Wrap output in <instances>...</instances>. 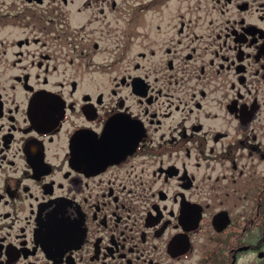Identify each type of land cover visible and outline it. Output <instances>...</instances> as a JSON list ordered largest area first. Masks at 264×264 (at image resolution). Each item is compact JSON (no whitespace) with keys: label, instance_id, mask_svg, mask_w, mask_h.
<instances>
[{"label":"flooded vegetation","instance_id":"af4514ba","mask_svg":"<svg viewBox=\"0 0 264 264\" xmlns=\"http://www.w3.org/2000/svg\"><path fill=\"white\" fill-rule=\"evenodd\" d=\"M0 264H264V0H0Z\"/></svg>","mask_w":264,"mask_h":264},{"label":"rangeland","instance_id":"374dc122","mask_svg":"<svg viewBox=\"0 0 264 264\" xmlns=\"http://www.w3.org/2000/svg\"><path fill=\"white\" fill-rule=\"evenodd\" d=\"M174 6V4H172V7ZM177 6V5H176ZM173 9H175V7H173Z\"/></svg>","mask_w":264,"mask_h":264}]
</instances>
